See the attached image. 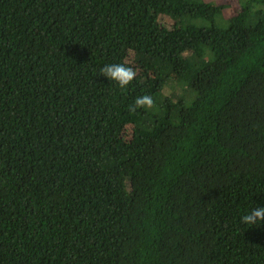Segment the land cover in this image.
<instances>
[{
  "label": "trees",
  "instance_id": "1",
  "mask_svg": "<svg viewBox=\"0 0 264 264\" xmlns=\"http://www.w3.org/2000/svg\"><path fill=\"white\" fill-rule=\"evenodd\" d=\"M0 264H264V0H0Z\"/></svg>",
  "mask_w": 264,
  "mask_h": 264
},
{
  "label": "rangeland",
  "instance_id": "2",
  "mask_svg": "<svg viewBox=\"0 0 264 264\" xmlns=\"http://www.w3.org/2000/svg\"><path fill=\"white\" fill-rule=\"evenodd\" d=\"M209 2H214L216 4L220 3L223 4V14L224 18H228L234 14H236L238 8H239V0H205ZM187 19L186 17H181L180 21H184ZM160 22H162L164 25L167 27H173L174 24L176 23L177 19L169 16V15H160L159 17ZM174 80L177 81V83L181 84L180 80L177 77H173ZM180 94V92H179ZM125 138H130L132 135V126L128 125L126 126L124 133H123Z\"/></svg>",
  "mask_w": 264,
  "mask_h": 264
}]
</instances>
